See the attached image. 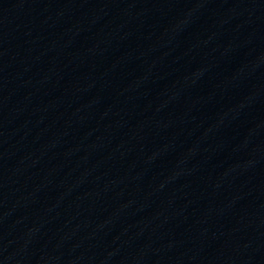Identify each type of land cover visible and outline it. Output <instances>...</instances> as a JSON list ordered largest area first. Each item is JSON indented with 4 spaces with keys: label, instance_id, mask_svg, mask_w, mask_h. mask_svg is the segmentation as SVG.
Returning <instances> with one entry per match:
<instances>
[{
    "label": "water",
    "instance_id": "obj_1",
    "mask_svg": "<svg viewBox=\"0 0 264 264\" xmlns=\"http://www.w3.org/2000/svg\"><path fill=\"white\" fill-rule=\"evenodd\" d=\"M0 264H264V0H0Z\"/></svg>",
    "mask_w": 264,
    "mask_h": 264
}]
</instances>
